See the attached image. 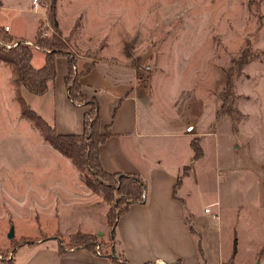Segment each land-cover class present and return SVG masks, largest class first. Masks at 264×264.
<instances>
[{
  "label": "rangeland",
  "instance_id": "374dc122",
  "mask_svg": "<svg viewBox=\"0 0 264 264\" xmlns=\"http://www.w3.org/2000/svg\"><path fill=\"white\" fill-rule=\"evenodd\" d=\"M51 6L82 70L104 61L151 94L156 118L198 122L203 156L192 184L178 192L186 195L204 261L219 264L222 252L264 260V0H0V23L31 39L40 21L37 29L50 34ZM8 85L0 72V264H14L12 253L17 264H50L37 256L39 242L82 248L57 234L56 218L31 217L25 191L11 187L10 173L20 177L24 166H35L39 151L31 152L34 143L16 121L21 114L8 101ZM94 236L91 252L119 264L110 242Z\"/></svg>",
  "mask_w": 264,
  "mask_h": 264
},
{
  "label": "crops",
  "instance_id": "0c3cea01",
  "mask_svg": "<svg viewBox=\"0 0 264 264\" xmlns=\"http://www.w3.org/2000/svg\"><path fill=\"white\" fill-rule=\"evenodd\" d=\"M39 22L31 39L17 33V29L9 23H0V26H7L5 30L16 41L24 39L32 43ZM44 60L45 52L33 47L32 66L39 69ZM90 66L79 81L82 91L98 101L101 131L107 129L110 133L99 146L101 166L108 173L134 174L146 183L145 202L129 206L127 213L118 219L111 239L119 262L207 264L198 253L199 240L195 236L199 232L191 225L193 214L187 207L186 195L178 192L187 181L192 184L194 166L203 156L202 147V154L196 157L191 146L193 139H198L202 146L203 137L197 136L200 134L198 122H194L195 131L189 132L186 125L181 123L179 126L178 120L166 124L167 120L153 115L151 94L141 89L133 79L119 77L121 74L113 71L104 61H96ZM55 68L54 80L44 94L35 95L21 88L22 96L30 108L54 126L58 133L82 134L84 115L89 107L72 103L68 97L65 84L68 61L65 56L56 57ZM76 69L82 70L77 61ZM0 72L9 84L8 101H16L11 68L1 60ZM16 121L24 125L27 142L32 140L34 143L31 152L39 151L34 155V160H38L35 166H24L20 177L10 173L13 180L11 187L21 188L25 191L24 196L28 197L31 217L41 214L56 218L57 234L65 235L67 239L80 232L110 241L107 222L110 205L103 195L86 186L70 159L52 147L30 121L22 116L16 117ZM182 152L188 153V159L183 160ZM29 158L27 154L26 159ZM194 184L197 186L196 181ZM61 229L67 235L61 234ZM171 232L174 233L171 235ZM39 243L23 241L24 245H28L26 247L33 248L38 244L37 256L50 257V264H74L73 260L77 258H84L86 264H107L106 258L85 248L66 250L58 243L50 246L47 242ZM92 253L95 257L91 256ZM237 256L232 259L229 252H222L219 264H264L262 256L257 254L252 260L245 261H238ZM12 257L17 264L15 253Z\"/></svg>",
  "mask_w": 264,
  "mask_h": 264
},
{
  "label": "trees",
  "instance_id": "16d2710c",
  "mask_svg": "<svg viewBox=\"0 0 264 264\" xmlns=\"http://www.w3.org/2000/svg\"><path fill=\"white\" fill-rule=\"evenodd\" d=\"M47 17L54 32L45 34L47 30L42 26L37 30L32 43L22 39L16 41L4 27L0 26V60L11 68L15 99L19 104L21 116L30 121L52 147L70 159L86 186L101 193L104 200L110 205L107 222L110 229L109 242L113 253L111 259L112 262L118 263L111 243L118 219L127 213L131 204L145 202L146 183L134 174L108 173L102 168L99 160V146L110 133L107 129L101 131L98 101L94 97H88L82 91L79 81L80 76L88 72L91 66L81 71L76 69V60L66 48V42L57 31L53 6L47 10ZM33 47L45 52L44 64L39 69L34 68L31 64ZM58 56H65L68 61L65 84L70 101L89 107L84 115L82 134L58 133L54 126L30 108L21 93V88H24L35 95L44 94L49 83L54 80L56 74L55 59ZM191 146L195 156L199 157L202 154L199 140L193 139ZM189 229L192 232V228L189 227ZM93 237L95 236L78 232L70 237L69 243L74 248L81 247L95 251L96 245H92ZM27 243L33 244L35 242L27 241ZM198 249L201 256L199 242ZM119 264H126V262H119Z\"/></svg>",
  "mask_w": 264,
  "mask_h": 264
},
{
  "label": "built area",
  "instance_id": "2783aa9c",
  "mask_svg": "<svg viewBox=\"0 0 264 264\" xmlns=\"http://www.w3.org/2000/svg\"><path fill=\"white\" fill-rule=\"evenodd\" d=\"M37 0H34V2H36ZM4 29H8L7 26L4 27ZM46 34V33H45ZM194 129V125L193 124H189L187 127H186V131H192ZM205 212H208L209 211V208L208 207H205L204 209Z\"/></svg>",
  "mask_w": 264,
  "mask_h": 264
},
{
  "label": "water",
  "instance_id": "95a60500",
  "mask_svg": "<svg viewBox=\"0 0 264 264\" xmlns=\"http://www.w3.org/2000/svg\"><path fill=\"white\" fill-rule=\"evenodd\" d=\"M13 235L12 229L9 231L8 236L11 237Z\"/></svg>",
  "mask_w": 264,
  "mask_h": 264
}]
</instances>
